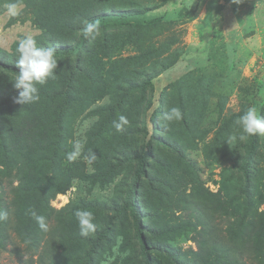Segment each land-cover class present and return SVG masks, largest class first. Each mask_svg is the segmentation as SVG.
Wrapping results in <instances>:
<instances>
[{
  "label": "rangeland",
  "instance_id": "374dc122",
  "mask_svg": "<svg viewBox=\"0 0 264 264\" xmlns=\"http://www.w3.org/2000/svg\"><path fill=\"white\" fill-rule=\"evenodd\" d=\"M145 8L98 21L56 56L38 101L0 108V264H145L132 211L118 214L140 157L151 264H264V136L250 158L235 123L249 107L264 116V0H0V61L15 66L25 36L76 44L98 15ZM15 74L0 67V97ZM171 107L180 120L163 119ZM78 209L94 214L88 236Z\"/></svg>",
  "mask_w": 264,
  "mask_h": 264
},
{
  "label": "clouds",
  "instance_id": "9594fccd",
  "mask_svg": "<svg viewBox=\"0 0 264 264\" xmlns=\"http://www.w3.org/2000/svg\"><path fill=\"white\" fill-rule=\"evenodd\" d=\"M233 2L239 3L240 0H233ZM16 8L17 4L14 2L7 5V11L10 14H15ZM97 30L96 25L93 23H86L83 29L86 36L94 35ZM15 66L19 71L16 72L14 79L10 80L13 87L18 91L15 102L21 105L36 102L39 100L37 85H43L49 78L54 77L55 70L58 67L56 48L38 46V42L33 36H25L19 40L16 46ZM162 116L165 121L171 122L180 120L182 113L178 107H171L163 112ZM127 123V118L120 115L118 120L113 122V126L117 131H121ZM235 123L241 129L242 134L264 136V116H260L255 107H249L237 118ZM241 138H243V135ZM83 149L84 143L82 140H75L73 142V150L66 153V159L69 162H74L81 157ZM86 159L91 164L96 159V153L90 151ZM74 214L82 236H88L89 233L95 230L96 225L93 223L94 214L91 211L78 209ZM32 215L38 226L43 230H47L46 218L43 215H37L35 212ZM2 218L3 216H0V219Z\"/></svg>",
  "mask_w": 264,
  "mask_h": 264
},
{
  "label": "trees",
  "instance_id": "16d2710c",
  "mask_svg": "<svg viewBox=\"0 0 264 264\" xmlns=\"http://www.w3.org/2000/svg\"><path fill=\"white\" fill-rule=\"evenodd\" d=\"M150 9L145 8L143 10H129V11H122L119 12L115 15H107L106 13L100 14L94 19L90 20L89 23L97 24L98 21H108V20H115L119 22H126L128 19L136 17L140 14H145L149 11ZM97 28V26H96ZM91 36H86L84 34V31L82 33V37L79 43L76 44H66V45H53L51 47L56 48V56L58 55H64V54H76L79 52L80 45L83 44L87 39H89ZM0 67L4 68L6 70H10L13 72L19 71V69L16 66L6 64L2 61H0ZM18 96V91L13 88L9 93L5 94L4 96L0 97V108L3 106L9 104L10 102L15 101V98ZM257 147V136H253L251 145H250V151H249V157L252 158ZM143 171V157H140V168L138 169L133 181L132 185L127 193V197L125 199V202L123 206L118 210V214H121L124 210L130 209L133 213L134 220L137 225L138 233L140 236V239L143 243V255L145 259V264H151V258L149 254V248L148 245L145 243L144 239V228H143V221L140 215V210L137 205V191H138V186H139V180H140V175ZM246 175L249 176V171L246 170ZM99 240L100 239H95L93 241V244L88 252V257L90 258L89 260H92V256L94 253H96V250L99 246Z\"/></svg>",
  "mask_w": 264,
  "mask_h": 264
}]
</instances>
